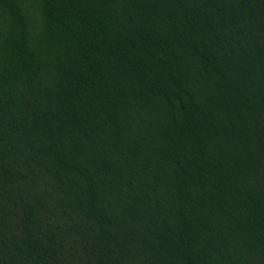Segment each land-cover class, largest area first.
<instances>
[{"label":"trees","instance_id":"obj_1","mask_svg":"<svg viewBox=\"0 0 264 264\" xmlns=\"http://www.w3.org/2000/svg\"><path fill=\"white\" fill-rule=\"evenodd\" d=\"M0 264H264V0H0Z\"/></svg>","mask_w":264,"mask_h":264}]
</instances>
